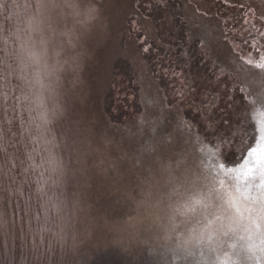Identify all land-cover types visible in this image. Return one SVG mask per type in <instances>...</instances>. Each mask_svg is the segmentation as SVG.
Returning <instances> with one entry per match:
<instances>
[{
    "label": "rangeland",
    "instance_id": "1",
    "mask_svg": "<svg viewBox=\"0 0 264 264\" xmlns=\"http://www.w3.org/2000/svg\"><path fill=\"white\" fill-rule=\"evenodd\" d=\"M260 130L264 0H0V264H210Z\"/></svg>",
    "mask_w": 264,
    "mask_h": 264
},
{
    "label": "snow or ice",
    "instance_id": "2",
    "mask_svg": "<svg viewBox=\"0 0 264 264\" xmlns=\"http://www.w3.org/2000/svg\"><path fill=\"white\" fill-rule=\"evenodd\" d=\"M254 156L256 159H253ZM237 171L242 178V184L234 191L226 193V206L221 209L223 221L226 223H218L221 216L216 220H209L213 235L208 241L214 245L211 250L216 254L210 264H244L245 257L256 259L264 256V243L259 248H245L237 253V249L229 247L225 240L233 239L241 230L253 233L254 238H264V130L258 132L257 146L249 150L244 165ZM204 239L201 237L198 247L203 245ZM176 254L189 257L192 253L191 249L182 246L176 250ZM222 256L231 258L225 260Z\"/></svg>",
    "mask_w": 264,
    "mask_h": 264
},
{
    "label": "clouds",
    "instance_id": "3",
    "mask_svg": "<svg viewBox=\"0 0 264 264\" xmlns=\"http://www.w3.org/2000/svg\"><path fill=\"white\" fill-rule=\"evenodd\" d=\"M42 95L44 96V106L48 105L50 103L51 97L50 94L48 92L47 86H45V88L42 91ZM43 108V106H42Z\"/></svg>",
    "mask_w": 264,
    "mask_h": 264
}]
</instances>
